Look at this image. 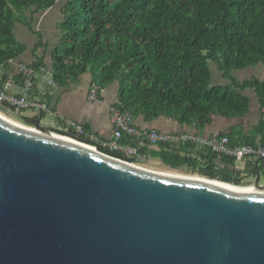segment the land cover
<instances>
[{
	"label": "water",
	"instance_id": "obj_1",
	"mask_svg": "<svg viewBox=\"0 0 264 264\" xmlns=\"http://www.w3.org/2000/svg\"><path fill=\"white\" fill-rule=\"evenodd\" d=\"M43 116H0V264H264L257 161L255 190L234 191L92 149Z\"/></svg>",
	"mask_w": 264,
	"mask_h": 264
},
{
	"label": "trees",
	"instance_id": "obj_2",
	"mask_svg": "<svg viewBox=\"0 0 264 264\" xmlns=\"http://www.w3.org/2000/svg\"><path fill=\"white\" fill-rule=\"evenodd\" d=\"M57 1L0 0V66L26 50L15 37L16 25L33 30L36 14ZM61 12L60 37L50 50V64L38 55L32 61L35 67L50 66L57 84L87 72L91 83L101 88L117 81L119 110L146 120L164 116L197 128L209 124L214 114L245 115L248 88L264 102V77L239 81L232 73L264 64V0H64ZM37 44L44 45L43 39ZM210 61L230 83H212ZM0 110L17 111L5 104ZM259 133L264 135V121L245 135L233 127L223 134L231 143L255 144ZM79 137L123 158L85 135ZM187 145H162L152 155L171 168L184 165L200 176L244 185L240 173L219 168L213 162L216 154L208 149L204 162L181 155L192 147Z\"/></svg>",
	"mask_w": 264,
	"mask_h": 264
},
{
	"label": "crops",
	"instance_id": "obj_3",
	"mask_svg": "<svg viewBox=\"0 0 264 264\" xmlns=\"http://www.w3.org/2000/svg\"><path fill=\"white\" fill-rule=\"evenodd\" d=\"M57 23H55L56 31L51 33L54 38L52 42L46 39V36H44L42 33V29L40 30L33 27V30H30L23 24L16 25V39L26 45V50L20 56L15 57L11 61H9L6 65L0 66V87L3 86L5 80L11 79L12 83L8 90L11 92H18L20 86V76L17 70V63L19 61H33L35 56L38 55L44 57V61L50 64V50L58 43L60 37V31L57 28ZM40 39H43L44 45L41 44L36 48V45H38L37 43ZM258 66L261 73V76H259L260 78L254 76L251 78L262 79L264 77V64H260ZM246 68H249V66ZM235 72L236 71H234L233 75H235ZM251 72L252 71L243 73V76H248L249 74H251ZM253 73L256 72L253 71ZM217 76L220 80L221 74L218 73ZM90 86L91 75L88 72L81 74L78 78L72 79L65 84L58 83L52 90L49 89L46 83L42 79H40L39 76H36L33 83L32 96L34 101L45 107L43 110L44 115L46 113L51 114L56 121V125H58L47 126L60 128L62 124L61 122H63L62 119L75 120L77 122H80L84 126L86 131L85 137H88L90 140L100 143L102 141L109 140L112 137L114 126L111 119L110 107L112 105H115V103L117 102L119 86L117 81L109 83L104 88H102L103 90L99 98L94 101L88 100V92L90 90ZM245 92L250 98L249 110L245 115L240 117L228 118L218 114H214L212 116L211 122L205 125L203 128H197L194 124H180L178 121L164 116H160L152 120H146L142 115H137L134 116V121L137 126L140 127H145L148 129L155 128L160 131L172 133L196 132L205 136H218L226 133L231 127H233V129L237 128L240 134L245 135L253 129L254 125H257L260 121H264V102L260 103L259 97L254 90L248 88L245 90ZM39 109L40 108L37 107L30 109L29 112L16 111L14 113L15 115H19L22 117L33 116L39 113ZM134 142H136V146H138L140 150L141 148L146 149V152H142L144 158L141 161L149 160L148 157L150 156L156 157L152 155V151L154 153L159 151V149L162 148V145H171L178 147L181 146L172 144L153 145L147 143V140ZM256 144H261L262 146H264L263 134L259 133L256 135L255 145ZM191 145L192 147L188 146L186 150L180 151V154L186 156L192 155L194 157H197L202 162L206 161L208 157H206L207 152L205 151V149L207 148H204L197 144ZM182 146L184 147V145ZM256 161L259 165L258 167L261 179V177L264 176V158L257 159L248 157L242 160H232V158H230L225 162L224 159L221 158V156L216 155L213 158V162L219 168L227 167L229 169H236L243 177L242 182H244L243 184L245 186L254 185L253 183L256 178V176L254 175V162ZM248 175H252L254 181L246 183L244 177ZM259 183L262 184L263 182L259 180Z\"/></svg>",
	"mask_w": 264,
	"mask_h": 264
},
{
	"label": "built area",
	"instance_id": "obj_4",
	"mask_svg": "<svg viewBox=\"0 0 264 264\" xmlns=\"http://www.w3.org/2000/svg\"><path fill=\"white\" fill-rule=\"evenodd\" d=\"M17 70L20 76V86L18 92L9 91V87L12 83L11 79L4 81L2 87H0V104H5L9 107L15 108L17 111H26L27 109L42 108L41 104L34 101L33 83L36 76H39L46 85L52 90L56 87L57 82L53 77L52 69L46 64H41L35 67L32 61H19L17 63ZM102 88L91 83L90 90L88 92V100H97L102 93ZM111 119L113 123V134L109 140L100 142L102 149L109 150L114 153L121 154L122 157H117L127 162H131L135 165L141 166L138 161L144 158L139 147L134 145L132 141H144L147 140L149 144H172V145H186L197 144L204 148L209 149L212 153L232 158L234 160H242L245 158H264V146L261 144H249V143H231L230 138L226 134L205 136L196 132H165L158 129H148L145 127L137 126L134 121V116L130 112H123L119 110L116 105L110 107ZM60 128L68 131L69 133L79 137L85 135L86 131L84 126L75 120L62 119ZM25 126L31 127V125ZM127 139L126 141H124ZM95 149H98L97 145L91 144ZM116 157V156H115ZM125 157V158H124ZM132 159L134 161H130ZM143 167V166H142Z\"/></svg>",
	"mask_w": 264,
	"mask_h": 264
},
{
	"label": "rangeland",
	"instance_id": "obj_5",
	"mask_svg": "<svg viewBox=\"0 0 264 264\" xmlns=\"http://www.w3.org/2000/svg\"><path fill=\"white\" fill-rule=\"evenodd\" d=\"M64 0H58L57 3L49 10H47L46 12H39L36 15L35 21H34V27L37 29H42V33L44 36H46V39L49 40L50 42H52V40H54L53 36H52V32L56 31L55 28V23L59 22L62 18V12H61V7L63 4ZM17 27V26H16ZM15 37H16V29H15ZM210 64V68L212 70V83H221V84H225V83H230V81L228 79H223L220 77V80L218 79V76H216L215 74L219 73V70L217 69L216 64H214L212 61L209 62ZM262 64V63H260ZM260 64L257 65H253V66H249V68H244L242 70H236L235 72V78L240 80H245L246 78H251V77H259L261 76L260 73V69L259 66ZM249 71H252L251 74H249L248 76H243V73H247ZM253 71H255L256 73H253ZM234 73V72H232ZM260 78V77H259ZM30 109H27L26 112H29ZM0 112L4 113L6 116L12 118L13 120L19 122V123H26L25 119L22 116L19 115H15V113H9L6 111H2L0 110ZM25 116V115H24ZM42 124L43 125H54V126H58L56 125V121L54 120L53 116L51 114L46 113L42 119ZM149 160L146 161H138L139 164H143L141 166H143L146 169L155 171V172H162V171H171V172H176V173H180L181 175L184 176H191V175H199L198 173H192L191 170H189L186 166H181L179 168H171L170 166L164 164L160 158L157 157H148ZM245 182H251L254 181V178L252 177V175H248L244 177ZM261 182H264V176L261 177ZM244 183V182H242ZM242 186V185H241Z\"/></svg>",
	"mask_w": 264,
	"mask_h": 264
},
{
	"label": "bare ground",
	"instance_id": "obj_6",
	"mask_svg": "<svg viewBox=\"0 0 264 264\" xmlns=\"http://www.w3.org/2000/svg\"><path fill=\"white\" fill-rule=\"evenodd\" d=\"M0 116L3 117L5 120L15 124V125H18V126H21V127H25L24 124L22 123H19L15 120H13L12 118L6 116L4 113L0 112ZM27 127V126H26ZM52 136L54 137H57V138H60V139H64V140H67V141H71V142H75V143H79L78 141L72 139V138H69L67 136H62V135H59V134H52ZM81 144V143H79ZM82 145H85V144H82ZM85 146H88V145H85ZM90 148L92 149H95L92 145H89ZM157 173H160V174H163V175H167V176H173V177H184V178H194V179H199V180H204V181H208L210 183H213L214 185H217V186H221V187H225L227 189H231V190H234V191H242V190H255V186L254 185H248V186H245V185H233V184H230V183H227V182H223V181H220L218 179H209L208 177H204V176H200V175H191V176H184V175H181L180 173H176V172H171V171H162V172H157Z\"/></svg>",
	"mask_w": 264,
	"mask_h": 264
}]
</instances>
